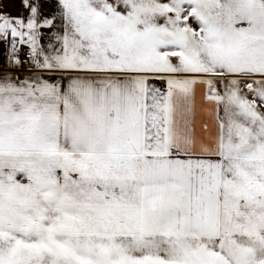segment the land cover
<instances>
[{"label":"snow or ice","instance_id":"1","mask_svg":"<svg viewBox=\"0 0 264 264\" xmlns=\"http://www.w3.org/2000/svg\"><path fill=\"white\" fill-rule=\"evenodd\" d=\"M0 264H264V0H0Z\"/></svg>","mask_w":264,"mask_h":264}]
</instances>
